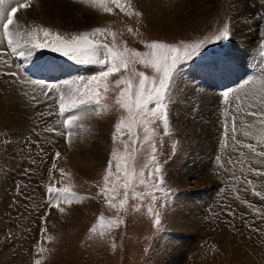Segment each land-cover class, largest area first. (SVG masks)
I'll use <instances>...</instances> for the list:
<instances>
[{
  "label": "rangeland",
  "instance_id": "obj_1",
  "mask_svg": "<svg viewBox=\"0 0 264 264\" xmlns=\"http://www.w3.org/2000/svg\"><path fill=\"white\" fill-rule=\"evenodd\" d=\"M249 1L227 0L226 4L222 1L223 5L214 6L212 0H122L130 13L125 14L110 2L101 6L93 0H63L67 10L59 12L64 14L51 11L41 15L32 9V0L27 10L15 14L11 29L16 31L18 27L21 43L29 39L28 32L38 27L66 39L102 28L105 34L94 39L110 46L115 43L120 50L127 47L138 52L147 51L145 44L151 41L195 43L218 34L225 24L229 25L230 39L208 45L177 74L169 93V133L164 134L161 124L151 140L156 145L155 162L142 129H133L131 136L115 131V124L127 117L115 103L125 85L115 82L131 78L137 84L139 77L133 76L132 69L152 77L150 68L135 63L127 71L121 69L111 75L110 87L101 99L104 107L99 113L82 109L87 115L74 122L72 135H68L59 113V93L46 97V81L32 83L38 80L26 68L25 59L18 55L13 56V61L9 59L25 79L17 84L29 99L26 104L31 122L24 124L19 119L21 123L14 125L9 113L0 114V264H35L36 260L40 264H264V176L259 174L264 172V157L243 147L252 144L256 151H264V143L259 141L261 125L255 117L237 113L231 95L232 89L241 85L250 94L264 87V57L258 56L255 47L264 40V21L257 22L258 13L263 20L264 10L260 0H251L253 4ZM249 6H253L252 16ZM104 7L110 11L105 12ZM18 21L24 22L20 26ZM108 32L115 33V37ZM39 39L43 41L42 34ZM4 48L9 49L5 39ZM238 54L241 55L236 57ZM36 57L39 62L47 59ZM239 58L242 68L234 70L235 83L227 88L218 86L213 78L224 75L220 67L233 61L232 69ZM52 59L65 65L68 62ZM72 64L74 67L56 64L64 68L63 76L72 71L56 87L66 90V82L99 71L95 65ZM200 72L211 76L200 82ZM50 77L52 83L60 81L58 76ZM226 90L229 98L223 100ZM208 97H212L211 102H207ZM2 103L0 107H4ZM214 103H218L214 113H203L202 108ZM220 105L223 107L218 110ZM233 120L237 127L235 138L231 131ZM250 125L260 129L258 137L247 129L248 135H244L247 131L243 126ZM137 131L139 154L135 167L137 173L145 172L147 183L137 187L143 193L141 199L130 200L125 209H119L123 189L110 192L114 199L106 200L102 194L104 177L112 160L109 187L118 180L122 183L116 175L112 153L125 155V144L137 139ZM156 163L164 172L162 178L155 174L157 178L153 180L147 174ZM49 186L68 187L80 199L62 203L60 207L65 210L60 212L49 206ZM180 204L190 210L189 224L180 219ZM154 213H159L160 225L154 223ZM108 221L118 223L109 227ZM193 222L196 224L192 226ZM94 226L96 231L91 232Z\"/></svg>",
  "mask_w": 264,
  "mask_h": 264
},
{
  "label": "snow or ice",
  "instance_id": "obj_2",
  "mask_svg": "<svg viewBox=\"0 0 264 264\" xmlns=\"http://www.w3.org/2000/svg\"><path fill=\"white\" fill-rule=\"evenodd\" d=\"M8 2L10 6L5 8L3 7L5 0H0V30H2V35L7 41V46L11 49L14 56L18 55L32 62L37 58L36 54L38 51L47 50L51 53H58L59 56L66 57L75 64L95 65L99 68V71L94 75L87 77L80 76L76 81L66 82L69 85L66 90H62L59 87L44 86L47 88V91L44 92L46 97L52 92L59 93V113L64 117L63 125L68 130V135H72L74 122L87 115L82 109H92L96 113H99L104 107L101 105V99L110 87L108 78L111 75L119 72L121 69L127 71L129 66L135 63H139L152 70L153 76L149 77L144 72H136L133 68V76L139 77L137 84H133L131 78H121L115 82L116 85H125V88L117 96L115 103L127 113L126 118L115 124V131L116 133H127L131 136L133 129H142L144 133L143 140L149 142L152 152L151 159L154 162L156 161V145L151 143V140L156 136L157 128L161 124L163 125L164 134L168 135L169 133L168 109L172 102V97L169 93L173 82L177 79V74L181 72L182 67L188 61H193V58L199 56L208 45L230 39L229 25L225 24L218 34L210 38L206 37L195 43L182 42L178 45L151 41L145 44L147 51L138 52L127 47L120 50L115 43L110 46L109 44L101 43L98 39H94L98 35L105 34V29L102 28H95L91 32L72 35L70 39H66L52 33L47 28L38 27L28 32L29 39L21 43L19 37L22 34L18 30V27L16 31H13L11 26L14 24L15 14L21 9L27 10L32 0H8ZM108 2L119 8L121 12L130 14L122 3V0H93V3H99L101 6ZM104 11L109 12L110 9L104 7ZM134 14L136 16L141 15L139 12H135ZM40 34L43 35V41L39 39ZM107 35L115 37V33L112 32H108ZM259 47L261 50L260 55L264 57V40H261ZM4 74L13 77L18 75L16 72ZM32 83L41 82L33 80ZM72 84L76 86L73 88L71 87ZM101 89H103V92L100 91ZM228 98L229 93L226 92L224 99L228 100ZM236 99L239 100L240 98L237 97ZM257 99L264 106V87L261 88L260 96ZM252 107L253 104H248L249 109ZM237 112L256 118V122L261 125L259 141L264 143V110H249L245 112L243 107L238 106ZM65 113H68V115L65 116ZM154 125L156 127H153ZM231 131L233 138H235L237 132L235 120H233ZM139 135L140 133L137 131V139H130L128 144H125V155H119L116 151L112 153L113 160L115 161L116 175L122 178V183L118 180L115 183H111V187H109L112 175V160L109 161L108 174L104 177L105 184L102 194L105 195L106 200L114 199V196L109 195L110 192L117 193L120 188L123 189L124 196L119 201V209H125L130 200L141 199L143 193L138 192L137 187L147 183L145 172L141 170L137 173L135 167V161L139 154V149L136 147L139 143ZM244 135L247 136L248 132H245ZM115 139L116 134L114 133L113 140L115 141ZM243 147L250 149L256 156L264 157V151H256V147L252 144H244ZM56 155L58 157L60 153ZM163 172L164 169L159 163H156L155 168L147 175L149 178L156 180L155 174H159L162 178ZM61 174H64L63 170H61ZM259 174L264 176V172H260ZM47 192L50 195L49 206L58 208L60 212H64L65 210L63 207H60L62 203L72 204L73 201L80 199L68 187L56 188L55 186H49ZM53 200L55 203H53ZM153 200H155L154 196ZM109 207L117 206L110 204ZM149 211L151 212L152 210L149 209ZM154 216V223L160 225L159 213H154ZM98 223L101 227L103 226V217L99 218ZM114 223L118 222L108 221L109 227L113 226ZM43 231L44 229H42ZM90 231L95 232L96 227L94 226ZM35 264H40V261L36 260Z\"/></svg>",
  "mask_w": 264,
  "mask_h": 264
},
{
  "label": "bare ground",
  "instance_id": "obj_3",
  "mask_svg": "<svg viewBox=\"0 0 264 264\" xmlns=\"http://www.w3.org/2000/svg\"><path fill=\"white\" fill-rule=\"evenodd\" d=\"M61 1V2H60ZM63 0H33V6H32V9L35 10L36 12H38L39 14L43 15V13H49L51 11H57L59 12V10L61 9L63 12L67 10V8L65 7L66 5H64V2H62ZM204 1V0H203ZM222 1H226L225 4L227 3V0H212V3L215 5H218V4H222L223 5V2ZM232 0H230L231 2ZM237 1V0H235ZM243 1V0H242ZM251 1V0H250ZM249 1V2H250ZM262 2V3H261ZM235 3V2H234ZM247 3V2H246ZM251 3V2H250ZM260 3L262 6V9L264 10V0H260ZM157 4V3H156ZM253 4V3H251ZM208 5V4H207ZM249 5V4H248ZM255 5V4H254ZM9 2H5L4 6L5 8L9 7ZM211 6V5H210ZM220 6V5H219ZM218 6V7H219ZM242 6V5H241ZM250 7V6H249ZM253 7V6H252ZM252 7H250V10H249V14L251 15V9H253ZM235 9L237 7H234ZM70 9V8H69ZM177 9V8H176ZM210 9V8H209ZM238 9V8H237ZM60 10V12H61ZM75 10V9H74ZM240 10V9H239ZM242 10V9H241ZM255 10V9H254ZM257 10V9H256ZM260 10V9H259ZM243 11V10H242ZM245 11V10H244ZM59 14H64V13H60ZM214 12V11H213ZM236 12V10H235ZM239 13V12H237ZM245 13V12H244ZM58 14V13H57ZM187 14V13H186ZM214 13H212L213 15ZM259 14V13H258ZM257 14V22L259 24V22L261 21H264V18L262 20V18L258 16ZM18 15V14H16ZM182 16V15H181ZM241 16V15H240ZM252 16V15H251ZM56 17V15H55ZM185 17V16H184ZM61 18V16L59 17V19ZM63 18V17H62ZM61 18V19H62ZM214 18V17H213ZM57 19V18H56ZM192 19V18H191ZM244 19V18H243ZM255 17H254V21H255ZM25 21V19H24ZM24 21H18L19 25L21 26V23L24 22ZM63 21V20H61ZM249 24V23H248ZM18 26V25H17ZM248 26V25H247ZM260 26V25H259ZM14 27V26H13ZM16 28V26H15ZM262 28V27H261ZM240 29V28H239ZM256 29H257V26H256ZM241 31V30H240ZM244 31V30H243ZM242 34V33H241ZM240 37V36H239ZM253 45V44H252ZM255 47H256V52L258 51V48H257V43L255 44ZM19 51V49H18ZM11 52V49H5L4 48V37L2 35V30H0V53H2V55H0V79L1 81L3 82L1 85H0V101L1 103L4 105V107H0V114H2L4 116L3 113H9L7 116L11 117V122L12 124L15 125V123H21L20 120L22 122H24V124H26L27 122H31V118L29 120L28 118V113H29V107H27V102H29V99H26L24 97V94L21 92V89L18 88V84L17 82L21 81L24 79V77H22V74H20L15 66L13 67V63L10 62L9 59L12 58V53ZM239 53V52H238ZM241 53V52H240ZM254 53V52H253ZM239 55L241 54H238V56L236 57H239ZM14 56V55H13ZM16 57V56H14ZM241 58V57H240ZM240 58L238 59V61L236 63H233V65L235 67H233L232 65V69H230L231 67V63L233 62H230V65L228 64H225V65H222V67H220L221 71L224 72V78L222 75L218 76L217 78H213L215 79V82L218 86H223L224 88H227L228 86H230L231 84L235 83L233 79L236 78V74L234 72V70H239L242 68L241 66V62H240ZM15 59V58H14ZM12 61V60H11ZM19 62V59L16 60ZM21 61V60H20ZM28 61V60H27ZM44 62H39L38 59H34L32 62L28 61L31 66L34 67V69L36 71H43L45 72L46 69H49L50 71L49 72H52V73H64V68L61 67V66H58L54 63H49L47 59H44L42 60ZM235 61V60H234ZM17 62V63H18ZM16 63V65H17ZM228 63V62H227ZM9 65H11L12 67H9ZM67 70V69H65ZM7 72H16L18 73L17 76L13 78V76H8V75H5L4 73H7ZM22 73V72H21ZM48 73V72H47ZM3 74V75H2ZM29 75V78H30V74ZM32 75V74H31ZM200 82L203 80V78H206L208 79L211 74H208L207 72H200ZM207 75H209V77H207ZM226 76H228L226 78ZM57 77V76H56ZM55 77V78H56ZM32 79H34V77H32ZM15 80V81H14ZM25 80V79H24ZM184 81L186 80L185 78L183 79ZM239 80V79H238ZM232 82V83H231ZM181 84H185V83H181ZM204 84V82L200 83V85ZM25 85V84H24ZM181 88H185V86H180ZM201 87V86H200ZM226 92L228 93L229 91L226 90ZM260 93H261V90L260 92L256 93V94H250L247 92L246 90V86L245 85H241L240 88H233L232 89V92H231V95H232V105L234 107V109L237 111V107H243V103L245 105V112L251 110V111H257V110H264V106H262L259 101H258V97L260 96ZM27 97V96H26ZM239 97L240 99L237 100L236 98ZM58 98V96H57ZM32 99V98H31ZM212 100V97H208L207 98V102H211ZM198 101V100H196ZM199 102V101H198ZM253 104V107L251 109L248 108V104ZM217 104L218 103H214L212 104L211 106H208L206 108H202V111L203 113H214V110L215 108L217 107ZM223 105H227L226 103H223ZM223 106L220 105V107H218V110H220ZM219 113V111H218ZM238 113V112H237ZM20 119V120H19ZM33 120V119H32ZM35 120V119H34ZM10 121V120H9ZM255 125V124H254ZM243 128L246 130H248L249 132H251L252 136L253 137H258L257 135H259V130L258 128H256L255 126H243ZM241 129V128H240ZM243 129V130H244ZM250 129H253L250 130ZM255 129V130H254ZM246 130V131H247ZM247 131V132H248ZM245 133V132H244ZM257 134V135H256ZM74 139V138H73ZM205 173H206V169H204ZM202 172V171H201ZM208 173V172H207ZM206 176V174H204ZM202 199V198H201ZM203 200V199H202ZM201 202V201H200ZM180 206L182 207L180 209V214L179 216L181 217L180 219L184 222H186L187 224L190 223V218H187L188 216L187 215H190V210H188L189 208H187V210H185L183 208V206L180 204ZM186 206V205H185ZM179 212V211H178ZM183 222V223H184ZM196 222L192 223V226L195 225ZM185 225V223H184ZM187 227V226H186ZM177 253V252H176ZM175 257V256H174Z\"/></svg>",
  "mask_w": 264,
  "mask_h": 264
}]
</instances>
